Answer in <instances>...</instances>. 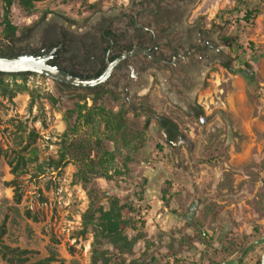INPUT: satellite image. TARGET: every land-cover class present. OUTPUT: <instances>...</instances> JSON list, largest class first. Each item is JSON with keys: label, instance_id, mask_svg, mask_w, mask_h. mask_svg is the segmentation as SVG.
Masks as SVG:
<instances>
[{"label": "rangeland", "instance_id": "obj_1", "mask_svg": "<svg viewBox=\"0 0 264 264\" xmlns=\"http://www.w3.org/2000/svg\"><path fill=\"white\" fill-rule=\"evenodd\" d=\"M124 1L41 0L31 14L15 4L11 20L17 39L5 41L0 25V49L33 56L48 26L85 30L93 20L86 19L90 13ZM247 8L259 12L252 25L237 20ZM191 15L210 31L234 71L219 63L201 70L200 84L188 91L202 109L200 117L173 106L157 88L149 96L134 97L120 84L114 97L102 95L97 103L112 112L123 109L132 134L141 133L144 121L150 120L143 138L129 139L127 147L108 141L109 132L100 122L72 132L77 121L75 115L69 119L68 112L77 104L90 106V92L59 88L38 75L5 78L8 90L15 93L0 94V148L9 156L27 148L22 153L26 167L17 178L22 194L18 205L5 184L13 179L8 158H0V224L5 220L4 244L32 251L28 263L51 257L63 264H92L94 232L81 233L82 214L91 202L104 211L112 203L132 209L125 215L131 226L124 230L134 241L131 251L119 253L105 241L98 246L111 263L256 264L261 259L264 0H197ZM223 36L236 38L242 51H229ZM33 57L45 60L48 55ZM245 63L254 72L251 82L245 77ZM21 84L26 89L16 92ZM155 115L173 120L180 137L169 142ZM96 140L113 154L110 179L90 172L83 179L73 149L59 167L49 165V160H59L66 146L78 142L96 161Z\"/></svg>", "mask_w": 264, "mask_h": 264}, {"label": "flooded vegetation", "instance_id": "obj_2", "mask_svg": "<svg viewBox=\"0 0 264 264\" xmlns=\"http://www.w3.org/2000/svg\"><path fill=\"white\" fill-rule=\"evenodd\" d=\"M196 1L125 0L90 13L86 19L93 20L88 29L68 32L48 26L32 55H48L46 64L71 76L90 79L100 76L107 63L123 53L147 50L149 55L136 54L123 61L94 89L63 86L90 93L99 89L113 93L121 84L125 93L131 90L134 97L149 96L157 88L173 106L191 114L199 105L188 91L200 84L201 70L226 59L210 31L191 15ZM17 55L14 51L7 54L8 58ZM159 117L162 115H155V120ZM176 134L180 137L178 129Z\"/></svg>", "mask_w": 264, "mask_h": 264}, {"label": "trees", "instance_id": "obj_3", "mask_svg": "<svg viewBox=\"0 0 264 264\" xmlns=\"http://www.w3.org/2000/svg\"><path fill=\"white\" fill-rule=\"evenodd\" d=\"M41 0H0L1 7V35L10 43H13L17 39V27L12 23V8L17 4L26 14H31L34 11V3ZM242 3V2H241ZM258 10L255 9H246L242 14L240 19H237L240 22H243L245 25H252L255 17L258 14ZM222 42L225 46L228 47L229 51L238 54L239 51H242L243 46L237 42L236 38L223 36ZM13 53V51H5L0 49V57L8 58L7 54ZM12 58V57H11ZM245 77L251 80L253 79L254 72L251 66L248 63H245ZM221 66L224 67L229 72H233V68L230 64V61H224L221 63ZM34 74L24 73V74H2L0 73V94L3 96L5 94L12 96L15 92L8 90V84L5 82V78H19L25 80L26 77L32 76ZM59 88H64L62 84L56 83ZM25 85H17L16 92H21L25 90ZM93 94L91 101L92 104L87 106L86 103L77 104L76 108L68 112V118L71 119L75 115V120L77 121L76 126H72V132L77 133V127H94L95 123H103L104 127L109 132L108 141L114 143H122L124 147L129 145V139L137 138L142 139L144 132L148 129L150 125V120L147 118L144 121L142 126L141 133L132 134L130 126L126 120V113L123 109H119L116 112H112L103 107L100 103L97 102L101 100L102 95L108 94L110 97H114L112 92L99 89L96 92H91ZM86 99V98H83ZM202 109L197 106V110L189 116L200 117L202 116ZM157 124L161 129L166 131L167 139L169 142L174 140L177 137L176 130L177 125L172 122L167 117H159ZM34 133L30 134L31 140H34ZM96 145L99 150L100 156L95 161L94 158H91L86 154L85 145L83 142H78L76 145H68L64 148V151L61 153L59 160L53 161L49 160V165L59 167L61 162L66 158V156L71 155L72 149L77 153L74 154V158L82 167L80 170V176L85 178L87 172L97 173L101 177L110 179L108 172L110 170L111 162L113 160V154L110 151L105 150L101 147L100 140H96ZM27 147L23 148V151H13L12 156L7 155L6 151L1 150L0 148V158H8V166L10 168V174H12L13 179L9 182H5L6 185L12 188V200L14 204L18 205L21 201V191L17 184V178L22 173L26 167L25 157L22 153L25 152ZM102 171V172H100ZM100 173V174H99ZM132 209L130 207L121 205L118 206L116 203H112L108 210L104 211L100 206L95 205L93 202L90 203L89 207L82 214V230L81 233L85 234L92 229L94 232L93 242L91 244L92 250V264H114L111 263L107 253L103 250H100L98 246L100 241H105L107 244L113 246V248L119 253H126L131 251L133 247V240H129L127 236L124 235V230L131 226V221L125 218V215L131 213ZM25 216L30 217L36 220L35 216H31L29 211H25ZM6 233L5 220L0 224V261L5 264H63L62 262L53 260L51 257H46L40 260H37L33 263H28L29 254L32 251L26 249H20L18 247H10L4 244L2 238ZM256 264H260V258L257 260Z\"/></svg>", "mask_w": 264, "mask_h": 264}, {"label": "water", "instance_id": "obj_4", "mask_svg": "<svg viewBox=\"0 0 264 264\" xmlns=\"http://www.w3.org/2000/svg\"><path fill=\"white\" fill-rule=\"evenodd\" d=\"M147 54V50L134 49L130 52L123 53L118 59L111 63H107L104 72L96 78H78L59 70L56 67L50 66L45 63L44 59L33 56H16L12 58L0 57V73L11 74H24L30 73L49 79L54 83L62 84L66 87H74L77 89H94L102 85L123 61L136 55ZM260 264H264V250L261 255Z\"/></svg>", "mask_w": 264, "mask_h": 264}, {"label": "crops", "instance_id": "obj_5", "mask_svg": "<svg viewBox=\"0 0 264 264\" xmlns=\"http://www.w3.org/2000/svg\"><path fill=\"white\" fill-rule=\"evenodd\" d=\"M223 264H239V261H236V260H229L228 262L223 263Z\"/></svg>", "mask_w": 264, "mask_h": 264}]
</instances>
